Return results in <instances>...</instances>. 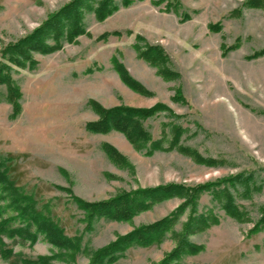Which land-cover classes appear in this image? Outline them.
Wrapping results in <instances>:
<instances>
[{
  "label": "rangeland",
  "instance_id": "374dc122",
  "mask_svg": "<svg viewBox=\"0 0 264 264\" xmlns=\"http://www.w3.org/2000/svg\"><path fill=\"white\" fill-rule=\"evenodd\" d=\"M73 1L0 0V59L8 44L29 36ZM100 1L88 0L91 7L82 11L85 32L74 41L62 38L51 52L33 51L34 67L11 65L21 93L15 117L7 84H0V158L9 179L32 195L37 209L66 237L80 238L73 259L65 261L66 250L41 233L34 242L1 235L18 263L49 256L47 264H90L97 249L178 210L160 241L132 244L103 263L160 264L190 221L192 207H183V195L153 201L129 220L99 216L90 224L73 196L99 202L159 186L197 188L239 172L255 171L264 180V53L252 56L264 49V0L255 6L247 0H132L127 5L112 0L117 9L99 19ZM136 45L142 50L160 46L170 76L140 57ZM113 59L146 92L128 86ZM179 91L182 100L176 98ZM90 101L104 109L161 103L170 110L141 120L150 139L138 147L118 129L89 130L87 123L100 118ZM175 120L186 128L179 135L169 124ZM155 140L163 147L149 153ZM233 192L245 213L241 218L229 214L208 190L196 195L198 210L213 209L217 221L188 233L203 249L184 254L179 264H264V229L253 231L264 207V188ZM6 203L0 198V207ZM10 215L15 210L5 209L0 219ZM11 225L21 223L15 219ZM0 264L10 262L0 254Z\"/></svg>",
  "mask_w": 264,
  "mask_h": 264
},
{
  "label": "trees",
  "instance_id": "16d2710c",
  "mask_svg": "<svg viewBox=\"0 0 264 264\" xmlns=\"http://www.w3.org/2000/svg\"><path fill=\"white\" fill-rule=\"evenodd\" d=\"M260 0H247L249 5H259ZM125 4H130L132 0H124ZM84 7H91L88 0H74L63 11L51 15L42 25H40L32 34L20 39L16 43L8 44L2 51V59H0V84L6 83L8 87V100L12 103V116H17L21 111L19 99L21 97L18 85L11 78L12 64L16 66L34 67L36 61L32 58L33 51L43 53L51 52L61 46V39L64 38L69 42L85 32L83 27L82 11ZM117 9L112 0H101L96 13L99 19H103L107 14ZM113 34H119V31H113ZM105 33L103 37H107ZM142 39L141 36H137ZM49 38L53 39L56 44H50ZM138 55L151 64L157 66L164 76L169 77L171 72L164 67L166 61L162 48L158 45H148L144 50L136 45ZM233 47V46H232ZM264 53V49L255 52L252 56H259ZM114 67L121 79L130 87L146 92L139 82L133 79L125 67L113 59ZM163 62V63H161ZM176 98L182 100L180 91L176 94ZM100 114V118L96 121L87 123V128L95 132H106L111 128L118 129L134 142L138 147H145L150 139L148 132L141 127V120L155 114L158 110H170L165 108L163 104L158 103L150 108H135L126 106H116L111 109L99 107L95 102L90 101ZM174 118H181L179 115L169 114ZM170 121L171 128L174 133L186 130L183 125L177 121ZM143 146H142V144ZM175 141L172 143L174 144ZM163 147L162 140L152 141L149 145V153L155 149ZM104 148L114 154L113 149L105 144ZM184 151H188L184 148ZM195 157L202 160L199 154L193 150ZM5 158H0V189L3 194L0 198H6L5 207H0V215H3L5 209L15 210L16 215L2 217L0 219V254L4 259L9 260L10 264H47L50 261L49 256H39L35 261L22 260L20 263L12 258L13 252L5 247V243L1 235L6 234L10 237H19L23 241L30 240L34 242L39 233L43 234L54 245L64 248L69 259H73V252L79 247L80 238L71 239L63 234L62 228L49 215L44 214L43 210H38L36 200L30 194H26L20 187L13 185V182L7 175V168L4 167ZM264 188V180H260L255 171L239 172L234 175H228L219 180L202 184L199 187H185L180 185L159 186L151 189H139L132 192H124L107 201L85 202L78 197L73 196L79 206L85 210L86 220L90 224L95 217L106 216L113 219H130L135 213L147 208L153 201L171 196L173 194L183 195L186 199L183 207H192V215L189 223L186 225V232L179 236V242L176 247L167 254L160 264H179V258L186 253H195L203 249L202 246L191 242L188 233L193 230L203 229L211 225L213 221H217L213 215V209L198 210L196 195L203 190H208L213 195V199L218 201L223 208L231 215L241 218L244 212L237 206L234 190L238 193H249L260 191ZM194 198V199H193ZM182 209V208H181ZM178 210L168 215L164 219L158 220L151 224L141 225L130 233L119 236L114 242L105 247L97 249L93 255L90 264H103L105 261L114 260L115 254L124 250L132 244L142 246L150 245L153 242L160 241L164 237L166 230L172 226L177 220ZM18 219L21 223L18 227H13L12 221ZM264 229V207H260V218L256 222L253 231Z\"/></svg>",
  "mask_w": 264,
  "mask_h": 264
}]
</instances>
